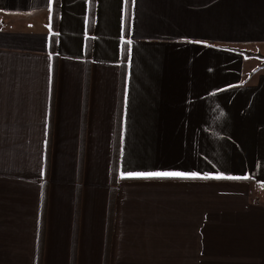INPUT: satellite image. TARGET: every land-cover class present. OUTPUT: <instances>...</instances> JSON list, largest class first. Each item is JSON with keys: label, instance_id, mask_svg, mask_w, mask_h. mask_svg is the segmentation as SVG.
Segmentation results:
<instances>
[{"label": "crops", "instance_id": "crops-1", "mask_svg": "<svg viewBox=\"0 0 264 264\" xmlns=\"http://www.w3.org/2000/svg\"><path fill=\"white\" fill-rule=\"evenodd\" d=\"M52 2L0 0V264L72 261L89 0H62L55 71ZM125 6L97 0L76 264L105 256ZM149 8L206 23L136 35ZM220 9L264 42V0H133L110 264H264V72L214 43ZM161 171L188 178L129 175Z\"/></svg>", "mask_w": 264, "mask_h": 264}, {"label": "trees", "instance_id": "trees-1", "mask_svg": "<svg viewBox=\"0 0 264 264\" xmlns=\"http://www.w3.org/2000/svg\"><path fill=\"white\" fill-rule=\"evenodd\" d=\"M62 0H53L51 8V38H50V51L53 57V67L55 71V63L58 59L57 53V32L60 19ZM96 9L97 0H89V11H88V24H87V37H86V47H85V74H84V95H83V113H82V123H81V136L79 145V169H78V181L76 190V219L74 225V235L72 239V261L71 264H76L77 248H78V219L81 209V199L83 190V170H84V159L86 150V126L88 118V97L90 90V80H91V70L93 63V48H94V28L96 21ZM132 11H133V0H126L125 14H124V25H123V40L121 49V59H120V90H119V101H118V115L116 119V137L114 145V158H113V168H112V178L110 185V199H109V213H108V223H107V237L105 246V256L103 264H110L111 260V246L113 240V226H114V216L116 209V199L118 192V183L120 181L119 167L121 159V125L124 113V100H125V84L127 78L128 65L130 60V37L132 29ZM225 49H229L238 53L244 54V56H256L264 59V54L260 51H253L251 49H245L241 47L221 46ZM254 181L252 179H248ZM47 188V180L45 182V189ZM254 188L260 202L264 203V183L254 181ZM41 243V242H40ZM38 264H41V259L39 258Z\"/></svg>", "mask_w": 264, "mask_h": 264}, {"label": "rangeland", "instance_id": "rangeland-1", "mask_svg": "<svg viewBox=\"0 0 264 264\" xmlns=\"http://www.w3.org/2000/svg\"><path fill=\"white\" fill-rule=\"evenodd\" d=\"M161 13L162 10L160 9ZM218 15V21H217V26L213 27V32L216 34L214 43L217 45L219 44L220 46L223 45H228V46H233L231 45L232 43H226L227 41L225 40V37L227 38H233L236 35V32L234 29L237 31H244L245 27L239 21L238 17L242 15L243 11H228L226 9H220ZM143 13L146 15H152L155 14V12L150 11V8L148 10L143 9V11H140L139 18L136 21V27L133 29V32L136 35H144V36H153V35H161V36H179V38H184L190 36V31L195 28V26H190L191 25H197L198 27H202L201 25L203 23H206L205 17H204V11L198 9L197 11H180V13H174V11H171V19L173 21H176V23H181V25H177L178 27H181L185 23V27H181V29H175L173 27H161V26H144L142 25V16ZM230 17L233 18V20L238 24V26L228 25V22L230 20ZM180 20H179V19ZM152 19V18H150ZM155 22H163L164 20L161 19H152ZM188 23V25H187ZM184 28V29H182ZM217 40V41H216ZM235 47H241L245 49H251L253 51H260L264 54V42H255V43H235ZM252 65L257 66L258 71L264 72V59L260 57H250L247 60V66L251 67ZM248 77H251L248 75Z\"/></svg>", "mask_w": 264, "mask_h": 264}, {"label": "snow or ice", "instance_id": "snow-or-ice-1", "mask_svg": "<svg viewBox=\"0 0 264 264\" xmlns=\"http://www.w3.org/2000/svg\"><path fill=\"white\" fill-rule=\"evenodd\" d=\"M131 43V41H129ZM131 49H129V52ZM129 175H135V176H143V177H181V178H188V174L178 171H161V172H148V173H130ZM196 174L192 173L191 178H195ZM207 178V177H205ZM220 178V177H217Z\"/></svg>", "mask_w": 264, "mask_h": 264}]
</instances>
